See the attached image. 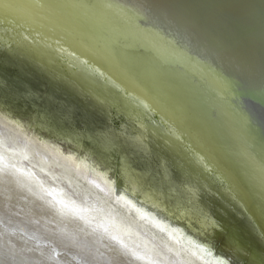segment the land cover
Returning a JSON list of instances; mask_svg holds the SVG:
<instances>
[{"label":"bare ground","instance_id":"bare-ground-1","mask_svg":"<svg viewBox=\"0 0 264 264\" xmlns=\"http://www.w3.org/2000/svg\"><path fill=\"white\" fill-rule=\"evenodd\" d=\"M22 13L0 3V38L5 43L13 39L22 60L44 63L52 68L47 76L79 97L94 98L99 108L141 122L143 133L161 151L188 166L210 192L222 191L223 198L211 213L204 210L197 196L178 189L176 180L186 179L171 160L153 166L135 155L144 166L130 178L126 167H112L116 155L101 143L99 151L94 137L89 141L92 151L73 152L68 146L73 142L57 140L51 128L38 133L20 121L46 122V115L14 114L15 107L4 106L0 98V123L8 122L23 138L13 141L12 151L0 148V264H264V218L254 208V220L242 203L253 208L248 198L221 175L211 174L184 129L164 115L155 119L153 105L162 103L160 97L125 75L104 72L98 53L73 25L49 13L42 20ZM84 53L100 66L89 63ZM146 180L172 181L166 191Z\"/></svg>","mask_w":264,"mask_h":264},{"label":"water","instance_id":"water-1","mask_svg":"<svg viewBox=\"0 0 264 264\" xmlns=\"http://www.w3.org/2000/svg\"><path fill=\"white\" fill-rule=\"evenodd\" d=\"M0 3L30 14L29 17L41 19V15L49 13L52 19L73 25L86 46L98 53L104 72L112 71L115 77L125 75L137 87L160 97L162 103L153 105L157 110L153 111L155 119L164 115L171 124L184 129L192 150L213 169L211 174L221 175L248 198L253 208L241 202L254 220V208L264 218V0H0ZM7 17L2 16L4 20ZM2 40L1 102L15 107L14 114L26 118L34 111L47 117L46 122L22 118L20 121L27 128L34 127L35 132L51 128L58 134L57 140L61 137L60 140L73 142L68 144L73 152L92 151L94 143L89 141L94 137L99 151L101 143L107 152L116 155L112 167L118 170L126 167L130 178L143 165L137 155L153 166L161 162L166 166L163 162L171 160L176 172L186 179L176 180L180 191L197 196L208 212L212 206H218V199L222 201L223 196L219 195L222 191L210 192L188 166L179 164L169 152L161 151L153 137L143 133L141 122L118 110L99 108L100 103L94 98L79 97L71 88L47 76L52 68L36 60H22L13 39L8 38L6 43ZM85 55L89 63L98 66ZM6 123H0V134L12 142H22L23 138ZM64 133H68L66 139ZM4 142L0 141V145L12 151L15 144ZM201 180L210 179L201 177ZM146 181L155 189L167 191L172 180ZM257 194L262 195V200Z\"/></svg>","mask_w":264,"mask_h":264},{"label":"rangeland","instance_id":"rangeland-1","mask_svg":"<svg viewBox=\"0 0 264 264\" xmlns=\"http://www.w3.org/2000/svg\"><path fill=\"white\" fill-rule=\"evenodd\" d=\"M0 138H2V140H4V137H2V135H1V134H0ZM2 140H0V141H2ZM5 141H6V143L4 142L5 144H8V143H9V144H11V145H12V144L14 145V143H13V142H11V141H10V140H8V139H7V140L5 139ZM10 142H11V143H10ZM11 145H8V146H11ZM0 148H2V149H3V147H2L1 145H0ZM14 148H15V147H14ZM5 151H7V149H5Z\"/></svg>","mask_w":264,"mask_h":264}]
</instances>
